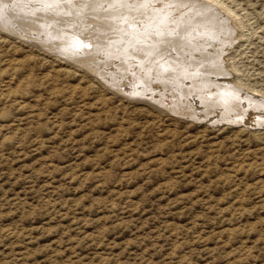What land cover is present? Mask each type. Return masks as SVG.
<instances>
[{
    "label": "rangeland",
    "instance_id": "rangeland-1",
    "mask_svg": "<svg viewBox=\"0 0 264 264\" xmlns=\"http://www.w3.org/2000/svg\"><path fill=\"white\" fill-rule=\"evenodd\" d=\"M204 3L0 2V264H264V0Z\"/></svg>",
    "mask_w": 264,
    "mask_h": 264
},
{
    "label": "snow or ice",
    "instance_id": "snow-or-ice-1",
    "mask_svg": "<svg viewBox=\"0 0 264 264\" xmlns=\"http://www.w3.org/2000/svg\"><path fill=\"white\" fill-rule=\"evenodd\" d=\"M2 2V0H0ZM30 3L45 5L47 9H54L64 4H74L79 6L83 4L85 7H91L93 4L111 3L120 5L129 4H150V3H160L164 0H29ZM170 4H198L200 0H166ZM84 39H87L85 36Z\"/></svg>",
    "mask_w": 264,
    "mask_h": 264
},
{
    "label": "bare ground",
    "instance_id": "bare-ground-1",
    "mask_svg": "<svg viewBox=\"0 0 264 264\" xmlns=\"http://www.w3.org/2000/svg\"><path fill=\"white\" fill-rule=\"evenodd\" d=\"M199 3H200V2H199ZM202 3H203V2H202ZM104 4H106V3H104ZM184 5H186V4H184ZM191 5H192V4H191ZM197 5H198V6L200 5L201 9H204V10H205L206 8H208V9H209V8H212V6H211L210 4H207V5H206V4L204 3V4H197ZM209 5H210L211 7H210ZM65 7H67V6H65ZM80 7H81V6H80ZM92 7L94 8V6H92ZM137 7H138V6H137ZM194 7H196V6H194ZM69 8H70V7H69ZM73 8H75V7H73ZM85 8H86V7H85ZM120 8H122V7H120ZM77 9H78V8H77ZM97 9H98V8H97ZM64 10H65V9H64ZM71 10H72V9H71ZM73 10H74V9H73ZM78 10H79V9H78ZM94 10H95V9H94ZM124 10H125V9H124ZM66 11H67V10H66ZM86 11H88V9H87ZM97 11H98V10H97ZM109 11H110V10H109ZM90 12H91V11H90ZM92 12H93V11H92ZM111 12H112V11H111ZM195 12L197 13V11H195ZM201 12H202V11H201ZM211 12H212V11H211ZM94 13L96 14L95 11H94ZM105 13H107V12H105ZM125 13H126V12H125ZM67 14H68V13H67ZM67 14H66V15H67ZM78 14H79V13H78ZM84 14H85V13H84ZM86 14H87V13H86ZM88 14H90V13H88ZM95 14H93V15H95ZM101 14H103V11H102V13H101V11H100V14H98V16L101 15ZM113 14H114V12H113ZM205 14H206V13H205ZM213 14H214V13H213ZM213 14H212V13H211V14H208V13H207V15H205V18H202V19H203V21H204V20H206V21H211L210 24H211V25H214V27L216 28V27H218L217 22H219V21H216L215 17H217V16H216V14H215V15H213ZM69 15H70V14H69ZM71 15H73V14H71ZM118 15H121V14H118ZM110 16H112V15H110ZM214 16H215V17H214ZM65 17H66V16H65ZM70 17H71V16H70ZM72 17H74V16H72ZM72 17H71V19H72ZM89 17H90V16H89ZM92 17H93V16H92ZM112 17H113V16H112ZM105 18L108 19V17H105ZM118 18H119V17H118ZM118 18H117V19H118ZM60 19H61V18H60ZM119 19H120V18H119ZM182 19H183V18H182ZM182 19H181V21H182ZM185 19H187V18H185ZM19 20H20V18H19ZM62 20H64V19H62ZM67 20H68V19H67ZM74 20H75V19H74ZM90 20H91V18H90ZM93 20H95V19H93ZM96 20H98V19L96 18ZM96 20H95V21H96ZM109 20H111V19H109ZM113 20H114V19H113ZM179 20H180V19H179ZM193 20H194V19H193ZM65 21H66V20H65ZM99 21H100L101 23L107 24V22L104 20V18H102V20H101V18H100ZM99 21H97V23H99ZM115 21H116V20H115ZM188 21H190V20H188ZM60 22H61V21H60ZM88 22H89V21H88ZM183 22H184L183 24H185V21H183ZM192 22H193V21H192ZM192 22H190V23H192ZM200 22H201V21H200ZM22 23H24V22H22ZM91 23H92V22H91ZM91 23H90V24H91ZM179 23H180V22H179ZM190 23H188V24H190ZM221 23H222V22H221ZM85 24H86V23H85ZM90 24H89V25H90ZM93 24H96V23L93 22ZM104 24H103V25H104ZM115 24H116V23H115ZM206 24H207V23H206ZM222 24H223V23H222ZM29 25H31V24H29ZM81 25H82V24H81ZM97 25H98V24H97ZM109 25H112V24H109ZM161 25H163V24H161ZM179 25H181V24H178V26H179ZM185 25H187V23H186ZM192 25H194V24H192ZM192 25H190L191 28H192ZM196 25H197V24H196ZM199 25H200V24H199ZM27 26H28V25H27ZM86 26H87V25H86ZM100 26H102V25H100ZM106 26H107V25H106ZM114 26H115V25H114ZM116 26H117V24H116ZM182 26H183V25H182ZM200 26H201V25H200ZM200 26H199V27H200ZM221 26H222V25H221ZM221 26H220V27H221ZM110 27H112V29H114V28H113V25L110 26ZM195 27H196V26H195ZM195 27H193V28H195ZM202 27H203V26H202ZM202 27H201V28H202ZM220 27H219V28H220ZM78 28H80V27H78ZM93 28H94V27H93ZM101 28H105V27H101ZM108 28H109V27H108ZM181 28H182V27H181ZM188 28H190V27H188ZM203 28H204V27H203ZM207 28H208V27H207ZM80 29H81V28H80ZM82 29H84V27H83ZM82 29H81V30H82ZM179 29H180V28H179ZM183 29H184V28H183ZM220 29H221V28H220ZM220 29H219V30H220ZM223 29H225V28H223ZM76 30H77V29H76ZM81 30H79V32H80ZM93 30H95V29H93ZM93 30L91 31L92 34L94 33ZM96 30H97V32H96L97 34H99V33L102 32V29H100V28H99V29L97 28ZM104 30H105V29H104ZM109 30H110V32H111V29H109ZM115 30H116V29H115ZM205 30L207 31V29H205ZM208 30H209V29H208ZM217 30H218V28H217ZM77 31H78V30H77ZM88 31H90V30H87V32H88ZM116 31H117V30H116ZM158 31H159V30H158ZM183 31H186V30H183ZM190 31H191V30H190ZM198 31H199V30H198ZM198 31H197V32H198ZM212 31H213V30H212ZM87 32H86V33H87ZM187 32H188V31H187ZM192 32H193V30H192ZM195 32H196V31H195ZM197 32H196V33H197ZM202 32H203V31H202ZM209 32H210V30H209ZM214 32H215V31H214ZM214 32H213V33H214ZM105 33H106V32H105ZM107 33H108V32H107ZM159 33H160V32H159ZM189 33H190V32H189ZM165 34H166V33H165ZM184 34L186 35V33H184ZM226 34H227V33H226ZM79 35H81V34L79 33ZM103 35H107V34H103ZM108 35H109V34H108ZM177 35H178V34H177ZM197 35H198V33H197ZM213 35H214V34H213ZM219 35L222 36L223 34H220V33H219ZM82 36H85V35H82ZM82 36H81V37H82ZM93 36H95V35H93ZM162 36H163V34H162ZM211 36H212V35H211ZM223 36H224V35H223ZM223 36H222V37H223ZM226 36H228V35H226ZM229 36H230V35H229ZM89 37H90V35H89ZM152 37H153V35H152ZM157 37H159V35H158ZM160 37H161V36H160ZM160 37H159V38H160ZM161 38H162V37H161ZM164 38H165V37H164ZM176 38H177V37H176ZM186 38H187V37H186ZM186 38H185V39H186ZM215 38H216V37H215ZM225 38H226V37H225ZM98 39H99V38H98ZM101 39H103V37H102ZM155 39H156V38H155ZM188 39H190V38H187L186 40H188ZM197 39H198V38H197ZM213 39H214V38H213ZM169 40H170V39H169ZM180 40H182V38H181ZM193 40H194V39H193ZM210 40H212V39H210ZM84 41H85V40H84ZM86 41H87V40H86ZM88 41H89V40H88ZM93 41H94V40H93ZM162 41H164V40H162ZM176 41H177V40H176ZM188 41H189V40H188ZM195 41H196V40H195ZM197 41H199V40H197ZM201 41H202V40H201ZM214 41H215V40H213V42H214ZM225 41H226V40H225ZM91 42H92V41H91ZM168 42H169V41H168ZM172 42H173V40H172ZM179 42H180V41H179ZM96 43H97V42H96ZM154 43H157V42H154ZM164 43H165V41H164ZM189 43H190V42H189ZM192 43H193V42H192ZM204 43H205V42H204ZM206 43H207V42H206ZM215 43H216V42H215ZM222 43H223V42H222ZM222 43H221V44H222ZM91 44H93V43H91ZM186 44H187V43H186ZM201 44H202V43H201ZM201 44H200V45H201ZM93 45H94V44H93ZM154 45H155V44H154ZM157 45H158V43L156 44V46H157ZM176 45H177V44H176ZM191 45H192V44H191ZM197 45H198V44H197ZM152 46H153V44H152ZM152 46H151V48H152ZM162 46H163V44H162ZM193 46H194V45H193ZM193 46H191V47H193ZM205 46H206V45H205ZM167 47H168V46H167ZM174 47H175V46H174ZM180 47H181V46H180ZM185 47H186V46H185ZM194 47H195V46H194ZM194 47H193V50H194ZM197 47H199V46H197ZM212 47H213V46H212ZM213 48H215V47H213ZM155 49H156V48H155ZM157 49H158V47H157ZM196 49H197V48H196ZM196 49H195V50H196ZM203 49H205V48H203ZM152 51H153V50H152ZM156 51H157V50H156ZM156 51H155V52H156ZM158 51L162 52L161 50H158ZM182 51H184V50H182ZM185 51H186V50H185ZM190 52H192V51H190ZM164 53H165V52H164ZM199 53H200V52H199ZM153 54H154V53H153ZM155 54H156V53H155ZM165 56H166V55H165ZM206 56H208V55H206ZM82 59H83V58H82ZM86 59H87V58H86ZM86 59H85V60H86ZM87 60H88V59H87ZM182 60H183V58H182ZM82 61H84V59H83ZM86 62H88V61H86ZM81 63H83V62H81ZM87 64H88V63H87ZM85 66H87V65L85 64ZM88 67H89V66H88ZM254 99H255V98H254ZM256 99H257V98H256ZM257 100H258V99H257Z\"/></svg>",
    "mask_w": 264,
    "mask_h": 264
}]
</instances>
